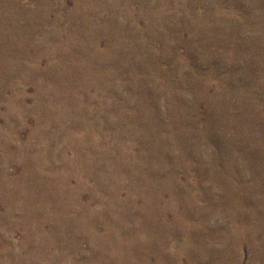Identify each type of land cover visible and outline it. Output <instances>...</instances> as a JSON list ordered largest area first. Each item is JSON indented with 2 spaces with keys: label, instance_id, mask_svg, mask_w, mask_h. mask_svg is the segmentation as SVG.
Instances as JSON below:
<instances>
[{
  "label": "rangeland",
  "instance_id": "374dc122",
  "mask_svg": "<svg viewBox=\"0 0 264 264\" xmlns=\"http://www.w3.org/2000/svg\"><path fill=\"white\" fill-rule=\"evenodd\" d=\"M0 264H264V0H0Z\"/></svg>",
  "mask_w": 264,
  "mask_h": 264
}]
</instances>
